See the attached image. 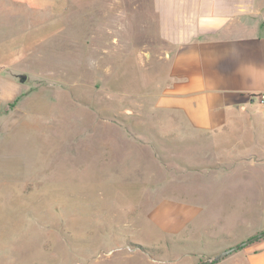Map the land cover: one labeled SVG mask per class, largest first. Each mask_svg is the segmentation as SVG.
Wrapping results in <instances>:
<instances>
[{
    "label": "rangeland",
    "instance_id": "1",
    "mask_svg": "<svg viewBox=\"0 0 264 264\" xmlns=\"http://www.w3.org/2000/svg\"><path fill=\"white\" fill-rule=\"evenodd\" d=\"M165 50L152 0H0V264H199L259 233L264 130L171 126Z\"/></svg>",
    "mask_w": 264,
    "mask_h": 264
},
{
    "label": "crops",
    "instance_id": "2",
    "mask_svg": "<svg viewBox=\"0 0 264 264\" xmlns=\"http://www.w3.org/2000/svg\"><path fill=\"white\" fill-rule=\"evenodd\" d=\"M152 6L167 64L154 109L172 116L171 126L193 132L199 144L228 143L237 124L264 130L257 99L264 96V0H152ZM219 171L226 182L233 169ZM261 199L263 215L264 188ZM242 255L247 264H264V238Z\"/></svg>",
    "mask_w": 264,
    "mask_h": 264
},
{
    "label": "water",
    "instance_id": "3",
    "mask_svg": "<svg viewBox=\"0 0 264 264\" xmlns=\"http://www.w3.org/2000/svg\"><path fill=\"white\" fill-rule=\"evenodd\" d=\"M26 80V77L25 76H21V79H20V82H24ZM261 238H264V231L263 232H260L258 234H256L255 236L245 240V241H242L226 250H223L222 252L214 255L213 257H210V258H207L206 260L204 261H201L199 262V264H212L214 262H217L219 260H221L222 258L228 256L229 254L243 248L244 246L256 241V240H259Z\"/></svg>",
    "mask_w": 264,
    "mask_h": 264
},
{
    "label": "built area",
    "instance_id": "4",
    "mask_svg": "<svg viewBox=\"0 0 264 264\" xmlns=\"http://www.w3.org/2000/svg\"><path fill=\"white\" fill-rule=\"evenodd\" d=\"M259 103L264 106V96L257 97Z\"/></svg>",
    "mask_w": 264,
    "mask_h": 264
}]
</instances>
